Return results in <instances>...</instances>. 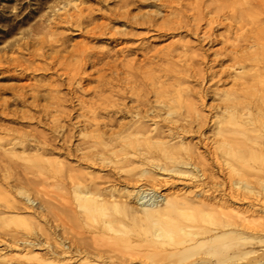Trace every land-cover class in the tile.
Instances as JSON below:
<instances>
[{"label":"bare ground","instance_id":"1","mask_svg":"<svg viewBox=\"0 0 264 264\" xmlns=\"http://www.w3.org/2000/svg\"><path fill=\"white\" fill-rule=\"evenodd\" d=\"M121 2V7L127 8L134 1ZM205 4L194 7L192 14L176 13L170 21L172 27L166 28L150 18L145 23L160 32L187 29L202 48L214 42V26L225 25L219 17H209L214 11L211 4ZM250 4L248 10L223 18L236 23L257 9L258 14L264 13V0ZM221 7L219 10L224 8ZM119 14L126 21L134 19L129 11ZM60 22L75 25L81 31L85 28L92 37L116 35L106 26H92L82 11L60 18ZM202 22L207 23L206 30H202ZM250 35L246 39L243 35L241 44L238 39H226L225 50L226 46L231 49L222 60L229 64L220 69V74L219 70L204 72L198 67L202 65L197 59L200 55L191 52V42L175 43L153 58L146 55L141 63H113L110 54L95 53L87 44L64 56L67 47L60 40L47 44L54 55H49L51 62L44 65L21 57L12 59L24 71L69 68L62 74L65 78L58 79L61 83L51 82L49 86L56 94L51 97L55 110L68 105L73 109L62 111L63 119L55 117L53 126L48 124L53 136L0 124V178L10 181L9 189L25 192L32 186V179L28 183L25 179L27 171L53 173L66 180L58 182L57 187L69 191L72 201L69 199L66 206L56 203L59 207L48 201L36 208V202L27 196L26 204L0 208L3 223L16 221L28 224L30 229L36 219L33 224L37 223L39 229L34 237L33 233H16L9 239L0 236V264H264V26ZM71 58L80 59L72 68L68 64ZM80 62H90L97 72L108 69L111 77L102 76L96 89L79 90L77 79L84 80L82 75H86ZM214 62L220 63L217 59ZM101 63L102 69L97 68ZM160 63L167 67L162 69ZM190 79L217 84L230 81L233 88L216 91L220 104L213 107L215 115L206 116L194 97L196 94L204 100L205 90L185 87ZM44 86L29 85L34 101L28 104V95L20 93L16 95L17 105L31 106L48 115L49 107L39 104ZM64 87L68 92L62 95ZM114 88L118 89L119 100L104 95L106 91L116 92ZM93 91L94 98L85 100L86 93ZM151 96L155 97L153 101ZM127 100L136 106H128ZM3 106L8 108V104ZM78 109L82 112L73 122V113H78ZM24 116L34 119L32 114ZM127 117L131 119L124 122ZM210 125L215 126L214 139L201 140L204 152L184 141L186 136L202 133ZM75 139L80 141L76 144ZM215 167L224 174L222 182ZM163 175L178 178L165 182L167 186L183 182V188L174 187L162 194L157 191L161 183H144L143 179L158 180ZM49 177L44 176L43 182L52 176ZM239 203L247 206L233 205ZM46 205L55 216L65 212L60 211L64 206L72 223L89 227L91 238L78 239L72 231L68 232L75 236L64 237L66 233L58 232L59 227L48 225L51 215L45 212ZM29 209L32 217L26 215ZM120 232V236L112 235ZM98 238L105 240V245H97ZM13 252L16 253L12 255Z\"/></svg>","mask_w":264,"mask_h":264},{"label":"rangeland","instance_id":"2","mask_svg":"<svg viewBox=\"0 0 264 264\" xmlns=\"http://www.w3.org/2000/svg\"><path fill=\"white\" fill-rule=\"evenodd\" d=\"M133 1L134 2H132L127 8H122L121 0H0V104L1 106L8 104V108H6L7 106H3L4 108H1L0 106V124L22 128L24 131H36L37 133L44 132L45 134L47 133L48 135L50 134L51 136H53V133H51L52 131H50L51 128L49 129L50 126H53L51 121L55 117L59 119L61 117L62 111L70 112L73 109L70 105H68L62 106L59 111L55 110V106L51 104L53 101L51 97L56 94L55 92H51L52 87L49 86L51 82H53V85H55L56 83H61L59 80L65 78L64 76H62V74L69 72V68L65 69L54 66L55 68L51 71H24L21 67L17 66L16 62L11 61L12 59L21 57L24 60L33 61V63L36 65H44L45 63H49L51 62V58L49 57V55H54V52L50 50L49 45H47L50 44V42L52 43L54 41L60 40V44L61 42L65 43L67 52L64 53V56L68 55V53L72 52L76 47L78 48L79 45L82 46L84 44H87L95 53L110 54L113 58L110 61L113 63L116 62L118 64H120L122 61H137L138 63H141L145 59L146 55L153 58L157 53L166 51L167 48L175 43H180L181 45L185 42H191V52H195L196 54L201 56L197 58L198 62L200 61L199 59H201L199 63H202V65H198V67L204 69V72L209 71V69H213L215 71L219 70L217 71V73L219 72L218 74H220L221 70H223L229 64V61L222 60L224 59L227 50L231 49L230 47L227 48L226 46L225 50L226 39L229 38L231 42H236L234 40L238 39L241 44L243 43L244 36V39H246L248 38L247 35H250L252 32L256 31L253 33V35L257 33L258 27L264 26V13L258 14V9L253 12L254 15L252 14V16L245 17V19H243V22H241L242 20H240V22L239 20H237L235 23L231 19L226 20V17L223 18L224 16L231 17L232 15H234L233 13L236 12L237 14H240L239 11L242 12L246 9L248 10L249 8H251L250 3H252L253 0H218V2L216 3H212L211 0H203L204 2L202 0H166L163 2L159 0ZM201 2L203 4H205V2H208L205 4V6L210 4L213 6H211V9H213L212 11L214 12L211 13L209 17H219L225 23V25H221L218 27L217 25L214 26L215 29H213L212 31L214 42L205 44L202 48L196 45L197 40L195 39V36L191 34V32H189L187 29H179L177 31L171 29V31L169 30L170 32H166L167 30L163 29L164 31L160 32L150 28V26L145 23V21L150 18L151 20L157 21L159 25H164L166 28L167 26L172 27L173 25H171V22H173L175 18L174 15L176 13L183 11L187 12L188 14H192L194 13V7H198L199 5H201ZM221 6H223L224 8ZM220 7L223 9L219 10ZM215 8L216 10H214ZM81 11L83 12V15L85 17H88L92 21V26H106L116 34L115 37L113 38L109 34H97V36L92 37L91 35H88L86 33L87 29L85 28L84 31H81L75 25L71 26L64 22H60V18H65L67 15H76L81 13ZM126 11H129L131 13L130 16L134 18L132 22L120 18L119 13ZM219 12L222 16L219 15ZM59 16L61 17L59 18ZM136 21L138 22V24L133 23ZM48 24L52 25V28H50V26L48 27ZM56 24L59 25L57 26ZM231 24L233 26L230 28ZM92 26L88 29H91ZM201 26L202 30H206L207 23L202 22ZM41 42H45L46 44L44 43L43 45H41ZM224 50L225 53L223 52ZM42 53L45 54L44 57L40 56ZM218 53L219 56L217 55ZM220 54L223 56H221ZM203 56L207 59H205ZM216 59L220 61L221 64H216L217 62H214V60ZM220 59L224 61V64ZM79 60L80 59L78 58H71L68 61V64L72 68L74 65H77V62ZM107 61L108 59L104 60V62ZM90 62H80V64L83 66V71L86 72V75H82V77H85L84 80H81V78L77 79L78 83L76 84V86H78L79 90L81 88L86 90L96 89L101 85L100 78L102 76L109 75L108 77H111V72L108 69H103L101 72H97L96 68H93ZM102 64L103 63H101V65H98L97 68L102 69ZM160 66H162V69H164L167 67V64L160 63ZM160 66L157 67V75H159V71L161 68ZM59 76H61V78ZM54 80H56L57 82H54ZM224 80H226V78H224ZM189 81L190 82H188L185 87L192 86L194 87L195 91L205 90L204 93H206L207 96L204 100H201L200 96L196 94L194 97L197 107L199 108L201 113L206 116L215 115L216 110H214L213 107H216L220 104V96L216 94V91H218V93H222V91L230 90L233 88L232 82L230 81H227L224 84H217L215 81L212 82L210 80H208V82H202L196 79H190ZM79 83L80 85H78ZM40 84L45 86L41 88L42 99L39 101V104L41 106L49 107V111L46 112L48 113V115L43 113L42 110L40 112L38 111V113L37 110L32 108L31 106L30 108H25L21 104L17 105L15 101L17 94L25 93L26 95H28V104H31L34 100L31 96L32 91L30 90L29 85ZM64 88L66 89L61 88L62 95L68 92V88ZM114 91L116 92L112 93L111 91H106L104 92V95L113 96L115 99L119 100V96L117 95L118 89L114 88ZM94 94V91L86 93L84 99L92 100V98H94ZM150 98L151 101L155 99L154 96H151ZM127 104L128 106H136V103L130 100H127ZM78 111V113H73V122L78 120L76 116L80 112H82L80 109H78ZM24 114H32L34 115V119H30V117L28 118V116L25 118ZM39 118L42 119V122L44 124L46 123L47 125L40 123ZM60 119L63 118L61 117ZM130 119V117H127L123 119V121L127 122ZM65 123L66 121H63V124ZM214 128V125H210L209 129L203 131L202 133L196 131L194 135H188V137L186 136L184 141L186 143H190L193 146H198L199 151L204 152L205 148L201 147L202 145L200 142L201 140L204 141L208 138L214 139L212 134ZM79 141V139H75L74 143L77 144ZM64 160L67 163L69 162L66 159ZM214 170L216 176L218 177V180L222 182V180L224 179V174L218 167H215ZM97 171L98 170H94L95 173ZM27 172L29 173H27L28 176L26 175V178L25 176H22V178L27 179V183L29 182L28 179H32V182H29L32 186L29 187V189L25 192L17 191L14 188L12 190L9 189L8 183L10 181L4 180L2 177L0 178V208L8 209L9 206L16 207L19 204H26L25 197L27 198V196L37 203H35L36 208H41L43 202V204H48V201L49 203H54L53 205L59 203V206L62 205L61 203L66 206L68 205L66 202L69 203L70 200L72 201L69 191L68 195V193L66 192L67 190L65 191V189H60L59 187H57L58 182L62 183V181H66L62 179V177L49 172L42 174L38 169L32 171L29 170ZM41 174L43 175V177L41 176ZM44 176L46 179L48 178V176H52L53 178L51 177V179H48L47 182L44 183ZM25 179H23V181ZM33 180L35 181V184L33 183ZM143 180L146 185L151 186H157V184L161 183L162 186L157 188V191L161 192L162 194L171 192L174 187H176L177 189L183 188V185H181V183L183 182H180V185L167 186L165 182L170 183L171 180H178V178H171L165 175L159 176L158 180ZM36 181L40 182V184H37ZM41 183L43 185H41ZM9 190H11L12 192ZM233 205L236 207L247 206V204L243 203ZM47 207L49 206L46 205L47 210L45 212L51 215L50 217L48 216V225L56 228L59 227L57 228L58 232L60 231L63 235H65L64 233H66L64 237H68V235L70 237L75 234L76 236H74L78 239L91 238L92 235L90 234L89 227L84 223H72V221L66 216L68 214L64 206H61V209L59 208L60 211H65L63 212L64 214L62 212V214L59 212V215L57 213L58 216H55L54 213H51L50 208ZM28 211L29 212H26V215L28 217H32L30 213L32 209H29ZM33 221H36V219H34ZM33 221L31 222L32 226L30 229L27 228L26 225L28 224L25 223L16 221L3 223L2 221H0V236L4 237L6 235L5 237H8L9 239L10 235L12 234L20 233L19 236H22L23 234L28 235L33 233L32 236L34 237L37 232L39 233V229L37 223H34L36 224L34 225ZM68 231H72L74 234L72 233L71 235V233ZM122 234L123 233L121 232L115 234L112 233V235L118 236ZM96 242L97 245L101 246L105 245L106 243V241L101 238H98ZM15 253L16 252H13L12 255ZM39 253L44 252L39 251ZM29 264H36V262L29 261Z\"/></svg>","mask_w":264,"mask_h":264}]
</instances>
